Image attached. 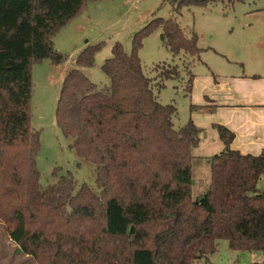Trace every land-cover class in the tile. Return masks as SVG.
<instances>
[{"label": "trees", "instance_id": "16d2710c", "mask_svg": "<svg viewBox=\"0 0 264 264\" xmlns=\"http://www.w3.org/2000/svg\"><path fill=\"white\" fill-rule=\"evenodd\" d=\"M88 1L98 0H0V220L18 251L37 264H198L226 241L238 254L264 255V192L258 186L264 149L259 155L234 151V133L215 125L224 149L209 158V183L195 196V151L203 130L191 119L176 129V105L162 104L156 93L167 80L181 78L179 67L156 65L154 79L144 72L138 50L142 36L156 27L173 55L200 57L196 35L187 37L175 19L151 22L135 35L129 54L113 45L101 68L110 85L99 87L78 69L67 73L57 125L74 140L78 156L94 165L98 192L88 184L76 191L70 172L41 185L32 68L67 61L53 38ZM166 1L178 9L199 0ZM99 48L87 47L76 66L92 67ZM193 82L189 75L186 96ZM190 111L208 109L191 104Z\"/></svg>", "mask_w": 264, "mask_h": 264}, {"label": "rangeland", "instance_id": "374dc122", "mask_svg": "<svg viewBox=\"0 0 264 264\" xmlns=\"http://www.w3.org/2000/svg\"><path fill=\"white\" fill-rule=\"evenodd\" d=\"M201 1V2H200ZM262 0H199L177 9L166 0H98L88 1L78 16L72 19L53 38L55 48L67 56L61 65H52L50 60L32 68L33 91L31 100L32 126L40 132L41 148L37 156V168L42 186L57 182L61 175L70 172L77 181L76 191L82 184H88L98 192L95 167L78 156L71 148L72 138H67L57 125L56 109L61 87L67 73L73 69L82 71L99 87L110 85L103 73L102 65L112 57V48L122 44L129 54L133 50L135 35L156 19H175L187 37L196 35L200 57H187L184 52L173 55L164 43V34L156 27L142 36L138 56L146 76L154 79V67L171 64L179 67L181 78L167 80L158 93L162 104H175L178 117L174 121L179 129L191 119V94L186 96L189 75L204 78L240 70L239 63H248L250 50L259 45L257 30L264 25ZM99 44L92 67H77L75 59L89 46ZM255 47V48H254ZM189 63V65H188ZM194 85V82H193ZM196 152L199 159L194 169L195 196L201 195L209 183V167L205 154ZM221 150H207L208 156ZM60 169L57 176L53 173ZM58 169V170H59ZM261 181V180H260ZM260 184V182H259ZM264 184H260V189ZM218 252L209 261L198 264L258 263L264 260L262 254H238L229 249L226 241H219ZM0 264H37L29 255L18 251L10 239L6 226L0 220Z\"/></svg>", "mask_w": 264, "mask_h": 264}, {"label": "crops", "instance_id": "0c3cea01", "mask_svg": "<svg viewBox=\"0 0 264 264\" xmlns=\"http://www.w3.org/2000/svg\"><path fill=\"white\" fill-rule=\"evenodd\" d=\"M261 11H264L261 9ZM261 16L264 17V12ZM259 45L250 52L248 63L231 73L196 78L191 92V104L208 111L191 112V120L203 130L200 149L208 163L207 150L224 149L214 128L224 126L234 133L231 149L241 154L259 155L264 149V25L257 30ZM220 151V152H221ZM219 152V153H220ZM262 177L261 182L263 181ZM260 184L258 186L260 187ZM264 186V184H263ZM260 189V188H259ZM264 192V187L260 189ZM254 254V253H253ZM262 256H264L262 254ZM264 261V260H263ZM262 262V261H259Z\"/></svg>", "mask_w": 264, "mask_h": 264}, {"label": "built area", "instance_id": "2783aa9c", "mask_svg": "<svg viewBox=\"0 0 264 264\" xmlns=\"http://www.w3.org/2000/svg\"><path fill=\"white\" fill-rule=\"evenodd\" d=\"M251 264H264V261L258 263H251Z\"/></svg>", "mask_w": 264, "mask_h": 264}, {"label": "water", "instance_id": "95a60500", "mask_svg": "<svg viewBox=\"0 0 264 264\" xmlns=\"http://www.w3.org/2000/svg\"><path fill=\"white\" fill-rule=\"evenodd\" d=\"M163 38V40H164V37H162Z\"/></svg>", "mask_w": 264, "mask_h": 264}]
</instances>
